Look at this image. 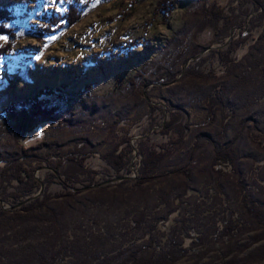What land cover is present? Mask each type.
I'll use <instances>...</instances> for the list:
<instances>
[{"label":"rangeland","instance_id":"obj_1","mask_svg":"<svg viewBox=\"0 0 264 264\" xmlns=\"http://www.w3.org/2000/svg\"><path fill=\"white\" fill-rule=\"evenodd\" d=\"M159 1L36 0L12 7L10 14L16 20L1 23L18 38L11 39L8 51L0 56V109L44 112L46 122L20 139L23 149L45 141L64 147L76 140L88 143L91 153L83 166L93 179L69 190L81 189L83 194L102 187L109 200L88 201L81 209L66 212L69 229L64 238L75 240L85 234L102 255L119 246L143 245L150 238L159 243L180 222L197 236L220 221L227 207L243 216L240 198L244 195L264 208V41L254 46L264 21L248 32L246 21L256 13L251 0H176L166 20L156 9ZM72 3L84 13L80 21L69 27L63 20L62 27H50L49 33L42 34L49 17L63 16ZM216 8L240 15V28L222 34L221 23L205 20L203 10ZM240 29L246 41L229 54L232 61L221 63L217 52L209 50L224 51ZM8 39L0 35V50ZM132 77L150 83L139 89L141 102L134 96L138 86L134 91L128 87ZM170 77L174 81L165 86ZM183 108L189 134L179 142L173 130L162 127L171 111ZM235 134L239 171L232 173L213 166L211 156L213 144L222 145ZM140 140L149 150L166 152L154 173L160 178L144 184V191L134 186ZM126 142L132 146L130 170L117 174L102 155L114 147L125 149ZM35 166L33 162L29 169L34 168L35 180L43 185L33 194L37 197L45 188L42 182L48 171ZM181 167L192 171L185 191L173 187L172 172ZM214 169L221 173L215 174ZM15 185L3 182L0 208L8 209L13 202L8 194ZM64 191L58 179L48 189L50 195ZM160 191L168 194V205L159 199ZM143 205L146 222L136 228L131 218ZM80 210L85 211L83 217ZM246 230L240 243L260 233L264 225L248 219ZM185 242L188 247L190 242ZM190 263L185 257L176 264Z\"/></svg>","mask_w":264,"mask_h":264},{"label":"trees","instance_id":"obj_2","mask_svg":"<svg viewBox=\"0 0 264 264\" xmlns=\"http://www.w3.org/2000/svg\"><path fill=\"white\" fill-rule=\"evenodd\" d=\"M142 1V0H134ZM176 0H160L156 6L158 12L166 20L171 14V7ZM248 0H245V2ZM36 0H0V35L9 37L5 47L0 50V56L8 51L10 40L18 37L13 34L10 28H4L1 23L16 20L10 14L12 7L23 4H32ZM253 3V16H250L246 23L248 32H252L257 25L264 21V0H251ZM66 13L63 16H50L48 24L43 28L42 34L50 32V27H62L63 20L69 27L74 26L83 17L84 13L74 3L67 5ZM205 20H212L221 23L222 34L239 29L240 15L233 16L232 13H225L219 8L203 10ZM243 22V21H242ZM240 35L236 40H231L224 51L218 49L209 50L210 53H216L220 57V62L232 61L229 54L246 41V34L240 29ZM231 34V33H230ZM229 34V35H230ZM231 38V37H230ZM254 46H261L264 41V31L256 37ZM209 47H205L207 50ZM201 52H193L191 57L198 56ZM162 78V77H161ZM173 77L165 80V86L170 85ZM128 87L138 90L149 85L148 81L137 82L135 77L128 81ZM133 90V91H134ZM136 93L135 101H142V91ZM141 92V94H140ZM41 95V93H39ZM156 105L151 107L156 109ZM187 111L178 109L176 112L168 114V122L163 125V129L173 130L178 135L179 142L188 136ZM46 122L44 112L38 108L31 113H27L24 108L15 109L14 107H5L0 109V189L3 182H16V185L9 197L13 198L9 208H0V264H176L177 261L185 257L191 259L190 264H252L264 261V242L259 244L254 250H249L259 241L264 240V230L249 237L243 243L240 240L246 234L248 219L253 224L264 225V208L250 195H244L240 198V205L243 216L238 217L236 210L226 208L220 221H215L213 225L205 228V231L199 232L197 236L190 233L183 222L178 223L170 232L163 235V240L155 243L149 239L145 244L124 245L110 250L109 253L100 254L95 252V242L82 234L78 239H69L66 241L64 233L69 229L66 223V212H72L81 209V206L88 201H98L103 203L109 200L102 187L95 192L86 190L83 194L81 189L75 191V184H81L85 180H92L93 176L89 170L84 169V162L91 153L88 143L73 141L71 147H64L50 141L36 144L30 148L23 149L20 139L34 130L37 124ZM200 138L205 137L199 135ZM198 136V137H199ZM238 134H235L231 140H227L222 145L213 144L211 160L215 167H225L232 173L239 171L238 151L235 148ZM125 149L114 147L113 150L103 154L102 157L108 167L117 172L129 171L130 156L132 146L126 142ZM138 155L140 166L137 168L138 179L134 180V186L139 191H144V184L154 178H160L155 171L161 168L166 155L165 151L149 150L140 140L138 142ZM16 149L13 150V148ZM56 164H52V161ZM35 162L36 168L47 169V175L44 177L43 184L45 188L42 194L34 197V193L40 190L41 183L34 178L33 169H29L31 163ZM221 169H214L215 174H220ZM192 171H185V167L172 172L173 187L176 189H187V183L191 179ZM167 180L166 175L162 176ZM54 179L62 184L64 193L50 195L49 186ZM125 181L120 182L124 186ZM81 194V195H79ZM79 195V199L77 198ZM97 195H99L97 197ZM166 193L160 191L159 199L166 205L169 204ZM132 196V195H131ZM131 196H128L131 198ZM33 197V198H32ZM31 198V199H30ZM121 202L124 199L118 198ZM56 202V203H55ZM138 201L137 206H139ZM55 207H53V206ZM136 206V208H137ZM73 208L75 210H73ZM146 205H143L133 216L132 223L134 227L146 222ZM85 214L80 210V217ZM129 215V214H128ZM130 216V215H129ZM246 217V218H245ZM150 229V228H149ZM33 239L34 241H32ZM95 240L100 239L94 237ZM108 239L106 238L105 241ZM101 241V240H98ZM190 245L187 247L186 242ZM217 248H216V247Z\"/></svg>","mask_w":264,"mask_h":264},{"label":"water","instance_id":"obj_3","mask_svg":"<svg viewBox=\"0 0 264 264\" xmlns=\"http://www.w3.org/2000/svg\"><path fill=\"white\" fill-rule=\"evenodd\" d=\"M42 188H43V185L41 184V190H42ZM31 199V198H30Z\"/></svg>","mask_w":264,"mask_h":264}]
</instances>
